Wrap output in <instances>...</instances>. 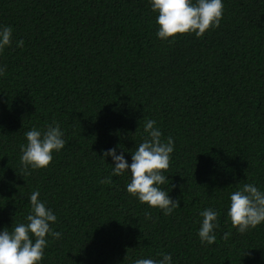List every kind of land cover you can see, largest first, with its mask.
Listing matches in <instances>:
<instances>
[{
    "label": "trees",
    "instance_id": "1",
    "mask_svg": "<svg viewBox=\"0 0 264 264\" xmlns=\"http://www.w3.org/2000/svg\"><path fill=\"white\" fill-rule=\"evenodd\" d=\"M222 3L218 27L162 40L149 0H0V27L13 29L0 53V231L26 222L38 190L61 233L46 235L39 264L161 253L171 264H264V222L240 234L227 217L231 193L264 191V0ZM147 120L174 141L159 187L179 207L167 216L128 194L130 173L112 176L101 157L115 148L130 164ZM53 121L65 146L25 175L24 133ZM207 208L218 212L211 245L198 237Z\"/></svg>",
    "mask_w": 264,
    "mask_h": 264
},
{
    "label": "clouds",
    "instance_id": "2",
    "mask_svg": "<svg viewBox=\"0 0 264 264\" xmlns=\"http://www.w3.org/2000/svg\"><path fill=\"white\" fill-rule=\"evenodd\" d=\"M153 12H157V37L169 40L178 35L195 33L201 37L210 28L218 27L223 16L224 5L222 0H149ZM13 29L11 26L0 27V53L12 44ZM172 42V41H169ZM24 41L17 42V47H23ZM6 66L0 67V76L5 74ZM155 120H147L144 132L147 136L143 142L131 153L129 164L123 155L116 149H108L101 157L111 156L114 162L112 176L130 173V181L126 191L136 197L140 203L151 208H158L164 215H170L179 207V200H173L168 192L159 186L167 183L163 174L170 166L171 153L174 150V141L171 137L164 142L161 131L155 127ZM26 144L21 145L20 164L25 175L28 168L41 169L47 167L52 161L54 151L65 146L63 132L59 124L53 121L43 133L33 128L24 133ZM118 147H121L118 145ZM122 148V147H121ZM110 179H102L100 183H110ZM39 191L30 195V213L25 223L15 225L11 232L6 228L0 231V264H39L44 257L47 246L46 235L51 234L53 239L61 233L52 231L50 223L56 221V216L45 203L38 199ZM230 204L227 211L228 220L240 234L254 229L264 222V191H260L251 183L230 194ZM203 218L198 230V237L202 244H214L216 235L214 229L218 226L216 221L218 212L207 208L200 212ZM150 218V217H149ZM230 233H224L222 239H227ZM34 238V242H33ZM247 253H245L246 255ZM162 259L140 258L133 264H171V254H160Z\"/></svg>",
    "mask_w": 264,
    "mask_h": 264
}]
</instances>
